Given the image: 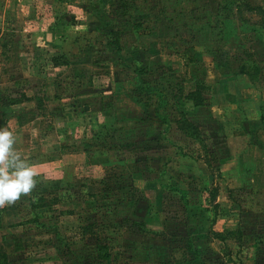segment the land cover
Masks as SVG:
<instances>
[{"label": "rangeland", "instance_id": "rangeland-1", "mask_svg": "<svg viewBox=\"0 0 264 264\" xmlns=\"http://www.w3.org/2000/svg\"><path fill=\"white\" fill-rule=\"evenodd\" d=\"M121 1L124 16L116 0H0V120L26 96L27 121L56 124L61 153L86 158L68 181L37 179L31 195L0 208L5 264H264V16L245 11L264 0ZM115 31L119 51L106 47ZM216 49L250 56L262 82L221 74ZM59 55L67 64L52 66ZM196 79L214 98L192 121L204 136L192 139L177 129L179 111L191 109L176 97ZM215 83L224 86L216 96ZM12 130L24 142L28 131ZM221 137L237 156L246 142L257 148L251 183L226 175L240 157L223 162ZM31 199L42 207L30 210ZM104 245L108 262L96 255Z\"/></svg>", "mask_w": 264, "mask_h": 264}, {"label": "crops", "instance_id": "crops-1", "mask_svg": "<svg viewBox=\"0 0 264 264\" xmlns=\"http://www.w3.org/2000/svg\"><path fill=\"white\" fill-rule=\"evenodd\" d=\"M56 26L51 25L48 28H45L42 30V34H44L45 37H52L54 33L57 31ZM64 29L66 27L64 26ZM52 39V38H51ZM49 38L48 42L46 45H49L52 42ZM54 39V38H53ZM37 45V44H36ZM35 45V46H36ZM17 47H20L17 43ZM216 91H215V96L216 94H220L223 92L224 86L218 87V83H215ZM192 89V88H191ZM190 89V90H191ZM189 90V91H190ZM236 90V94L240 93L237 92V87L236 85H232V91L233 93ZM235 94V93H234ZM214 98V96H213ZM213 98L210 99L211 103H213ZM181 102V101H180ZM179 102V103H180ZM185 107H189L191 109V113L188 114V119L189 122H191L193 125H197L193 123L192 121H200L199 119V110L203 109L204 107H192L190 103L184 101L183 102ZM210 103L209 106L212 104ZM32 103L31 102H21L17 103L14 105H8V109L10 112H14L13 118H9V120L6 122L4 119L3 121L0 120L1 126H10V123H12V128L16 129L17 132H19L21 129L22 131H28L24 142H21L16 138V145L15 147L17 150L20 152L21 156L23 158H42L45 160L44 165H39L37 169L38 170V180L44 179L45 182H48L47 180L50 179L52 182H59L61 179L63 182L68 181L72 177V172L77 168L75 165L81 164L86 162L85 156H79L77 154H63L61 153V142L63 137H60L57 132V126L50 127L47 130H43L42 128L39 127V122L38 118L33 116L31 121H27V118L30 117L31 115V108H32ZM183 108V107H182ZM185 112L187 115V112ZM29 115V116H28ZM11 127V126H10ZM247 127V126H245ZM19 130V131H18ZM34 132V133H33ZM38 133V135H37ZM226 137V136H225ZM223 138V137H221ZM233 142L228 139V138H223L222 142L220 144L221 147L226 148V153H225V159L223 162H227L230 160V156L233 159V162L236 158H239L238 164L235 162V165L233 164V169L230 171H227L226 175L227 176H232L235 173L240 175V173H243L244 175L248 174L249 179L248 181L251 183V175L256 172V147L254 144L246 142L245 143V153L242 155H235L230 153V147L233 146ZM75 157H78V159H75ZM236 161V160H235ZM88 167H91L92 165H85ZM43 168V169H42ZM36 169V170H37ZM42 169V170H41ZM90 170V168H87ZM228 170V168H225V170ZM234 174H233V173ZM40 184V183H39ZM56 207H59V204L56 205Z\"/></svg>", "mask_w": 264, "mask_h": 264}, {"label": "trees", "instance_id": "trees-1", "mask_svg": "<svg viewBox=\"0 0 264 264\" xmlns=\"http://www.w3.org/2000/svg\"><path fill=\"white\" fill-rule=\"evenodd\" d=\"M117 2H120V15L124 16L126 15V5L123 1L121 0H116ZM245 11L247 12H257L261 16H264V9L261 7H256L252 8L248 4H245ZM72 22V21H70ZM109 36V42L107 43L106 47L109 50H114V51H119L120 50V44H119V33L118 32H108ZM211 58L215 64V67L219 70V72L223 75H234V76H244L249 83L255 84V83H260L262 82V70L259 66L258 63H256L250 56L243 57L241 59H237L235 61L230 59V55L228 54L227 51L221 50V49H216L211 53ZM50 62L52 66H65L67 62L63 59L62 56H52L50 59ZM261 86L264 88V84H261ZM212 94V87L209 83L205 82L202 79H196L192 81V89L185 94L179 93V95L176 97V101H186L190 103L192 107H206L210 105V98ZM31 99L22 96L18 99L15 100H10L9 105H14L17 103L21 102H27L30 101ZM179 121H177V129L187 138H200L203 137L204 134L198 129L197 126L193 125L191 122L185 118V114L183 111H179ZM205 166L207 168L209 165L207 162H204ZM207 192V202L210 205V210L213 213V219L210 223L209 228L212 229L213 225V220L214 217L217 215L216 210H217V203L215 201L216 194H217V188L215 186H212L210 189L206 190ZM181 196L186 195L185 192L180 191L179 192ZM42 200L39 199V201H43L42 206H48L44 204L43 197L41 198ZM34 199H31L29 202L30 205V210H35L37 208H40L42 206H36L35 202H33ZM63 197L58 196L57 198H53L51 202V206L57 205L60 203H63ZM67 202H69L67 200ZM36 207V208H35ZM64 215H69L71 212L70 210L61 212ZM139 230L144 231V228L142 227V224H139ZM213 236L219 237L218 234L212 233ZM240 236V235H239ZM224 239H219V241L223 242ZM237 244L239 243V237L236 239ZM100 260L108 262L109 261V255L106 249V246H98L97 248V254H96ZM5 255L3 253H0V264H5Z\"/></svg>", "mask_w": 264, "mask_h": 264}, {"label": "clouds", "instance_id": "clouds-1", "mask_svg": "<svg viewBox=\"0 0 264 264\" xmlns=\"http://www.w3.org/2000/svg\"><path fill=\"white\" fill-rule=\"evenodd\" d=\"M10 126H0V208L12 206L36 189L39 175L34 164L15 147Z\"/></svg>", "mask_w": 264, "mask_h": 264}]
</instances>
